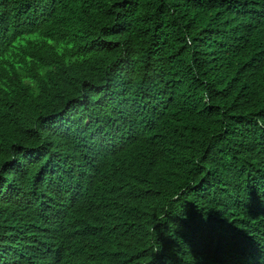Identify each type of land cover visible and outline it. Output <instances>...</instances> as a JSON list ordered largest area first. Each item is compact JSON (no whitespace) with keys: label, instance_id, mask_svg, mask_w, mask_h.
<instances>
[{"label":"trees","instance_id":"16d2710c","mask_svg":"<svg viewBox=\"0 0 264 264\" xmlns=\"http://www.w3.org/2000/svg\"><path fill=\"white\" fill-rule=\"evenodd\" d=\"M0 264H264V0H0Z\"/></svg>","mask_w":264,"mask_h":264}]
</instances>
